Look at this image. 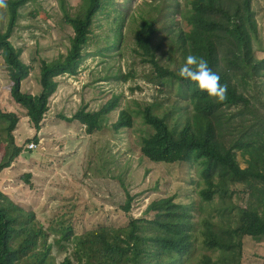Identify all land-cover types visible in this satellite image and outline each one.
<instances>
[{
    "label": "trees",
    "instance_id": "1",
    "mask_svg": "<svg viewBox=\"0 0 264 264\" xmlns=\"http://www.w3.org/2000/svg\"><path fill=\"white\" fill-rule=\"evenodd\" d=\"M30 1H7L8 23L6 31L0 32V55L12 82L13 100L26 110L30 125L39 132L49 111V99L57 90V77L78 73L93 24L107 0H81L75 14L67 9V0H60L64 20L74 35L66 55L41 62V91L37 95L22 91V81L29 77L31 67L11 42L20 10ZM150 6L151 12L141 18L136 29L135 52L143 64H149L146 77L157 83L160 92L175 90L180 99L189 102L186 105L167 97L145 107L137 103V110L127 107L120 112L113 128L117 132L134 128L136 114H140L149 127L141 140L144 157L156 163L199 166L205 184L201 196L209 202L216 194L222 199L218 210L225 221L206 218L201 232L204 247L213 254L200 253L192 259L197 242L193 207L180 203L174 195L148 206L145 214H153L152 218L132 219L127 227H100L74 237L73 228L68 226L55 243L65 251L68 247L64 241H72L79 264H245L244 238L264 239V57L258 58L254 48L262 42L253 0H185L183 10L177 0H154ZM173 12L181 14L190 28L172 29L175 20L169 17ZM116 21L118 34L112 48L122 42L121 13ZM189 54L203 57L219 74L221 84L228 89L225 102L218 103L194 82L179 76V68ZM189 106L192 109H187ZM118 107L119 97L114 96L98 111L84 107L62 119L80 122L92 135L102 129L103 118ZM233 107L237 108L235 113L227 112ZM237 113H241L242 121L238 129L228 131L224 124L229 125ZM18 123L15 112L0 108V145L3 139L14 142ZM237 151H241L246 167H241ZM21 152L22 148L15 146L4 168L11 166ZM240 186L248 194L246 207L232 201L235 188ZM127 196L124 210L130 212L129 191ZM53 248L36 213L21 207L0 189V264H58ZM59 264L74 261L66 257Z\"/></svg>",
    "mask_w": 264,
    "mask_h": 264
},
{
    "label": "rangeland",
    "instance_id": "2",
    "mask_svg": "<svg viewBox=\"0 0 264 264\" xmlns=\"http://www.w3.org/2000/svg\"><path fill=\"white\" fill-rule=\"evenodd\" d=\"M7 1L6 6L0 7V32L7 29ZM177 2L183 10L185 0ZM67 3V9L75 14L82 1L67 0ZM152 3L154 0L106 1L93 24L78 73L57 77V90L49 99V111L39 132L30 125L26 110L13 100L12 82L0 55V108L19 116L14 142L3 139L0 145V189L15 203L36 213L49 234V242L54 244L53 254L58 264L66 257L79 264L72 241H64L68 247L65 251H60L55 243L65 227L73 228V237L100 227H127L132 219L152 218L153 214H145L148 206L168 196L174 195L180 203L193 207V233L197 242L192 259L198 258L200 253L213 254L203 244V220L225 221L218 210L220 195L216 194L210 202L201 196L205 184L197 164L156 163L143 156L141 140L149 127L142 115L136 114L134 128L119 132L113 128L120 112L127 107L137 110V103L145 107L167 97L186 105L189 102L187 98L180 99L175 90L160 92L157 83L146 77L149 64H143L135 52L136 29L141 18L151 12ZM253 7L262 42L254 48L257 57L263 58L264 0H253ZM20 13L11 42L20 49L25 64L31 67L29 77L22 81V91L37 95L41 91V62L66 55L74 33L64 20L60 0H33ZM119 13L123 16L122 42L112 48V40L118 34L116 19ZM169 18L175 20L172 29L190 28L178 12H173ZM114 96L119 97V107L103 118L102 129L92 135L80 122L68 123L62 119V116L72 117L84 107L98 111ZM236 111V107L227 109L230 114ZM242 118L241 113H237L230 124L224 126L234 131ZM36 136L37 141L34 140ZM228 138L226 134L225 139ZM15 146L21 147L22 152L11 166L4 168ZM237 154L241 167H246L241 151ZM128 191L132 195L130 212L124 210ZM232 201L238 206H247L248 194L242 186L235 188ZM246 237L243 251L256 255H251L250 259L260 261L257 257L263 256L264 239L257 240L258 244L252 241L254 238Z\"/></svg>",
    "mask_w": 264,
    "mask_h": 264
},
{
    "label": "clouds",
    "instance_id": "3",
    "mask_svg": "<svg viewBox=\"0 0 264 264\" xmlns=\"http://www.w3.org/2000/svg\"><path fill=\"white\" fill-rule=\"evenodd\" d=\"M6 6V0H0V7ZM179 76L194 82L201 91L209 97L215 98L218 103L227 99V85L221 84L220 76L214 72L203 57L189 54L184 64L179 68Z\"/></svg>",
    "mask_w": 264,
    "mask_h": 264
},
{
    "label": "crops",
    "instance_id": "4",
    "mask_svg": "<svg viewBox=\"0 0 264 264\" xmlns=\"http://www.w3.org/2000/svg\"><path fill=\"white\" fill-rule=\"evenodd\" d=\"M246 238H252V237L248 236ZM252 241L255 242V243H258V242H256L257 240H252ZM258 244H260V243H258ZM244 253H245V261H246L245 264H264L263 262H261V261L264 260V253H263V256L259 255L260 257H257V258H260V261L259 260H254V258L250 259L251 255H253V254H247L246 252H244ZM253 256H256V255H253Z\"/></svg>",
    "mask_w": 264,
    "mask_h": 264
}]
</instances>
